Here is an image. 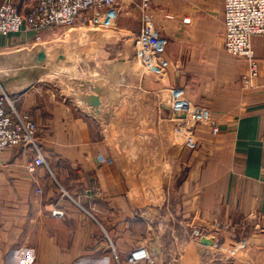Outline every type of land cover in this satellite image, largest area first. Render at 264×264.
I'll return each instance as SVG.
<instances>
[{
    "label": "crops",
    "instance_id": "1",
    "mask_svg": "<svg viewBox=\"0 0 264 264\" xmlns=\"http://www.w3.org/2000/svg\"><path fill=\"white\" fill-rule=\"evenodd\" d=\"M10 1L25 13L36 0ZM151 3L153 25L167 40L164 65L142 68L133 52L140 0H121L114 25L89 28L93 44L104 47L90 55L100 68L88 74L95 78L55 98L42 86L14 98L38 125L46 165L30 173V151L0 155V264H131L136 244L153 241L173 259L183 252L169 264H264V35L251 39L258 75L246 88V60L224 49L223 0ZM33 38L0 35V47ZM175 87L210 109L217 130L199 124L186 142L163 116L164 127L148 136L155 161H133L112 132L120 122L97 110L127 108L133 99L142 108L137 98L148 95L156 115H168L164 102Z\"/></svg>",
    "mask_w": 264,
    "mask_h": 264
},
{
    "label": "built area",
    "instance_id": "2",
    "mask_svg": "<svg viewBox=\"0 0 264 264\" xmlns=\"http://www.w3.org/2000/svg\"><path fill=\"white\" fill-rule=\"evenodd\" d=\"M121 0H36L25 13H20L10 0L0 2V35L17 32H33L39 40L41 33L57 26H71L78 18L90 26L114 22L116 6ZM152 0H140L142 9V27L135 38L139 45L138 58L147 68H155L164 62L167 40L161 37L153 25L151 12ZM223 39L225 51L247 62V69L242 74L243 87H252L258 75L257 59L251 44L256 35H264V0H223ZM171 108L179 116L182 132L193 135V129L199 123L217 127L211 120V112L198 107L186 99L181 88L170 90ZM186 137V142L191 138ZM8 148H20L31 151L32 159L26 169L34 173L38 167L45 166L46 161L41 152L37 138V124L27 112L18 111L13 100L0 96V153ZM40 193V189H36ZM55 215L62 216L61 212ZM128 261L136 264L140 261L154 263L150 248L136 244L129 254Z\"/></svg>",
    "mask_w": 264,
    "mask_h": 264
},
{
    "label": "rangeland",
    "instance_id": "3",
    "mask_svg": "<svg viewBox=\"0 0 264 264\" xmlns=\"http://www.w3.org/2000/svg\"><path fill=\"white\" fill-rule=\"evenodd\" d=\"M82 20V18H78L71 26H55L51 29L45 30L41 33L39 40L35 39V33H33L34 38L32 41L17 42L8 46L0 47V96H6L10 100H14L16 96L26 91V89L42 86L45 87L42 88L44 91H49L48 95L50 98H55L57 95L55 92L57 90H60L59 92H61L63 87L71 85H75L79 88L85 86L87 82L90 81L88 79L89 77L91 79L95 78L88 74L100 71V68H98L95 62H93L90 55H93L94 53H104V47L101 46L100 48H97V46L93 44L89 28H94V26H90V24L83 22ZM110 24L114 25L115 21ZM104 25L105 24H101L100 26ZM96 26L97 25H95V27ZM133 47V52L138 58L137 52L140 51V47L135 44ZM140 63L142 68L148 69L142 60ZM158 64L164 65L165 62H159ZM58 87L59 89H57ZM181 89L183 90V88ZM183 93L186 99L191 101L184 90ZM67 96L70 98L72 94L69 93ZM73 96L75 99V93ZM79 96L82 98L83 94L80 93ZM125 99L130 100L131 96H126ZM137 99L141 101L140 105L143 106L142 108L135 107L133 104L136 103V100L133 99L131 100L132 102L127 101L126 105L129 106L127 108L123 106L121 109L119 103H117L110 107H108V105L105 106L107 107L106 110L100 108L101 110H97V112L103 116L108 112L109 116H114L116 118L115 120L121 123L114 125L115 130L112 132L117 136V141L120 138L123 139L124 146L121 148L125 147V149L129 151V155L132 157L133 161L137 160V156L139 158L143 157L144 161L147 160L151 163V160L155 161V159L150 158L151 152L149 150H151L153 142L148 139V136L152 133L157 134L160 131V127L163 126L160 123V118H164L163 116H169V127L172 129L175 128L177 134H183L182 128L179 125V116H177L175 111L171 108V99L168 102H164V104L169 105L168 115H163V110H160L158 115H156L158 111L155 109L150 96L144 95ZM192 103L198 107L206 108L211 112L209 108L201 104ZM125 111H128V113L125 114ZM122 114H125V116L121 117ZM123 120L127 121L125 122ZM130 120H133L134 123L127 124ZM211 120H213L216 125L215 120L213 118ZM154 121L156 126L152 123ZM136 133L141 136H136ZM38 134L39 128L37 125V138L41 146L39 139L40 136ZM185 137H187L186 134ZM187 138L191 137L188 136ZM191 141H193V139H191ZM12 149L14 150V148H8L2 152ZM149 168V171H151L152 167L150 165ZM131 175L135 177L134 173H129V176ZM145 179L150 181L154 179V181H156L157 177H151V175H149ZM151 239L153 240L154 238ZM166 240L168 241V239H165V243H167ZM193 240L196 239L193 238ZM196 241L199 242V237H197ZM155 242L153 241L150 247H148L150 248L153 259L155 258L156 262H159L160 264H169L173 262L179 263V259H184L183 252L178 253L174 259L173 256H171V259L168 254V249H166V251L161 250L158 248L160 246ZM211 243L212 242L210 241L209 244ZM193 255L196 257L194 262L199 263L201 258L199 249L195 251ZM215 256V253H212L209 255V258H214Z\"/></svg>",
    "mask_w": 264,
    "mask_h": 264
}]
</instances>
